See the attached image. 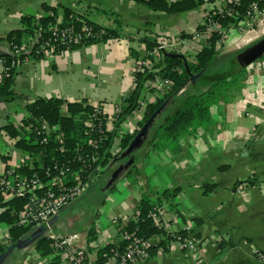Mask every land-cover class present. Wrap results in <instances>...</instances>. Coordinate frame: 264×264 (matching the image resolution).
<instances>
[{
	"label": "crops",
	"instance_id": "obj_1",
	"mask_svg": "<svg viewBox=\"0 0 264 264\" xmlns=\"http://www.w3.org/2000/svg\"><path fill=\"white\" fill-rule=\"evenodd\" d=\"M59 3L101 25L115 27V20H119L121 37L74 51H57L39 60L28 59L19 66L14 86L19 98L0 103V172L7 165L18 169L22 163V154L3 153L4 146L11 149L3 127L9 123L19 126L26 116L27 101L53 97L91 105L101 103L113 112L133 92L136 81L133 69L137 60L147 55L148 41L157 46L168 39L181 38L186 43L170 52L193 58L206 41L193 38L194 32L210 12L220 11L226 1L202 0L192 10L167 14L132 0H0V55L12 52L6 36L21 27L24 15H40L44 4ZM240 35L235 45L239 40L247 43L253 40L256 31ZM224 45H228L227 40ZM132 50L139 54L138 59ZM1 76L0 66V82ZM138 117L141 120L144 114ZM129 124L136 128L140 125L139 120L136 123L130 120ZM134 165L140 172L136 186L120 195L114 214L103 222L97 218H75L73 223L66 224L73 217L64 215L67 208L83 202L84 197L92 198L95 186L110 192L112 186L101 180L58 214L52 232L64 235L78 232L80 251L96 260L100 248L119 240L121 221L126 222L134 215L144 192L157 199L162 191L181 187L177 205L163 206L167 232L184 231L191 222L194 234L203 243L202 258L186 255L178 243L171 241L136 264H264L257 257L258 253H264V57L246 73L239 91L212 107L207 126L184 136L173 151L142 146L136 150ZM206 183L218 188L206 194L202 187ZM108 197L114 200L110 193ZM93 223L97 239L89 242ZM8 234V225L0 222V241ZM35 252L34 243L15 249L2 264H37L44 258Z\"/></svg>",
	"mask_w": 264,
	"mask_h": 264
},
{
	"label": "trees",
	"instance_id": "obj_2",
	"mask_svg": "<svg viewBox=\"0 0 264 264\" xmlns=\"http://www.w3.org/2000/svg\"><path fill=\"white\" fill-rule=\"evenodd\" d=\"M132 1L142 3L155 12L167 14L189 11L202 3V0ZM252 2V0H242L238 6L234 7L233 15L222 17L219 11L210 13L222 26L234 25L237 27L245 19ZM43 10L40 15H24L21 20V27L12 30L6 36L12 49L15 46L20 47L23 45L27 49L19 56H14L12 53L0 55V59L4 61L0 82V103L12 102L19 98L20 95L16 94L14 89L16 77L19 74V66L28 59L39 60L45 56L43 51L39 49V44L51 37L52 32L49 31V27L71 28L81 35L79 42L71 43L69 46L57 43L53 53L61 50L74 51L83 46L107 43L121 37V22L119 20H115V27L113 25H101L62 3L57 5L44 4ZM206 23L205 19L197 27V30H205ZM84 26L90 29L86 33L83 29ZM221 42L222 37L217 31L209 33L205 43L193 58H187V61L174 55L175 52L160 53L161 61L158 64V67L161 68L160 75L169 78L172 81V86L169 87L167 92L148 102L143 120L140 123L141 127L164 103L167 102V105L155 119L142 146L147 145L157 151L175 150L179 147L184 136L195 133L199 128L209 124L211 108L215 104L220 100H229L230 95L242 88V80L246 73L253 70L257 60L240 67L236 60L238 55H219L220 50L223 48ZM146 46L148 52L157 47L151 41H148ZM131 53L135 58H139V54L134 50ZM204 68H206L205 74L194 82L193 77ZM152 77L153 75L147 72L136 75L135 87L123 104L120 120L126 119L138 108L139 101L143 97L144 82ZM182 89H185V91L179 94ZM25 109L26 116H24L19 126L9 123L3 127L5 135L10 140H14L18 148L32 156L33 163L31 164V160L27 159L18 167V174L31 177L37 172L44 183H48L50 179L46 175V169L55 171V165L58 162L59 165H66L74 171L82 165L80 158L89 160L88 157L96 152L97 149L94 148L92 142L98 140L100 135L97 132L88 133L90 126L87 120L94 111L91 104L85 101L72 102L61 98L39 97L27 101ZM40 120L47 121L51 126H57L62 140H58L53 134L48 144H40L37 139L40 138V135L37 134ZM138 132L133 135L125 134L117 142L115 134L106 131L105 137L103 134L104 139L96 144L100 154L98 163L102 166H107L111 162L114 163L118 156L130 146ZM117 144L118 150L116 151ZM7 157V155L4 156L5 162ZM39 157L40 160H38ZM6 168H9V166L7 165ZM139 174L140 172L134 163L124 173L125 177L131 179L130 185L132 186L137 183ZM72 182L73 177L69 175L66 183L71 184ZM115 187L116 184L114 183L112 189H115ZM202 187L204 193L208 194L216 190L218 185L206 183ZM181 192V187L166 189L159 194L157 199H153L144 192L134 215L121 226L118 232L119 240L100 248L97 251L96 263L105 264L116 250H124L129 241L122 240L121 236L126 232L145 239L160 236V239L149 248L150 253L155 254L159 246L166 247L173 240L171 233L155 224L151 212L157 206L163 207L165 203H168L170 208H174ZM26 202V198L20 197L6 199L3 192H0V222L8 225L10 235L9 243H5L3 240L0 241V257L4 255L3 261L13 251L9 249L10 245L17 241H23L30 234L29 231L32 226H22L18 223V213ZM186 233L184 230L176 234L184 236ZM96 239L97 228L93 223L89 229L88 241L92 242ZM34 249L41 257L49 258L44 264H63L61 256L55 254L49 237L37 238L34 241ZM80 257L82 259L87 258L86 254H81ZM17 264L25 263L20 262Z\"/></svg>",
	"mask_w": 264,
	"mask_h": 264
},
{
	"label": "built area",
	"instance_id": "obj_3",
	"mask_svg": "<svg viewBox=\"0 0 264 264\" xmlns=\"http://www.w3.org/2000/svg\"><path fill=\"white\" fill-rule=\"evenodd\" d=\"M225 6L219 11L222 17L234 14V7L238 6L242 0H225ZM245 19H243L237 27L231 25L224 27L222 24L215 20L211 13L206 16V29L203 31L196 30L193 34L195 39L207 40L209 33L217 31L222 37V44L226 42L231 30H237L241 34H245L249 31H256L258 34L264 33V0H252ZM263 3V5H262ZM229 4L231 5L229 7ZM85 33L90 29L84 26ZM49 31L52 35L49 39L39 44V49L43 51L44 55H50L55 49V45L60 43L63 46H69L71 43H77L80 39V34L74 29L65 28L59 29L57 27H49ZM185 40L178 38L175 40L168 39L159 45L152 51H149L143 58L137 60L133 73L136 80L138 73H150L153 75L152 78L147 79L144 82L143 97L139 101V106L135 109L126 119L120 120V114L122 107L118 106L115 110L108 111L103 104L97 103L92 104L93 112L87 123L90 126L88 133L97 132L100 137L97 140H93L94 148L97 149L89 158L82 159V165L72 171L66 165H59L57 162L55 165V171L46 169V175L49 177V182L44 183L39 173L35 172L31 177L22 176L17 173V168L9 167L3 172H0V192H3L6 199L15 197L26 198L27 202L24 207L18 213V223L22 226L38 227L41 225H47L48 229L45 232V236L51 239V246L53 247L55 254L60 255L63 264H97L95 260L90 259L88 256L86 259L80 257L81 254H85L81 250L79 245L80 234L76 231L70 232L66 235L61 233L52 232L50 225L51 219L57 216L64 208L69 206L77 199L83 197L88 193L92 184L103 180L106 175L110 178L111 173L114 171L112 162L107 166H102L99 162L100 154L96 144L98 141H102L103 134L105 137L106 131L113 132L116 136V141L119 142L123 135H133L136 131L141 129V124L131 126L130 120L136 123L139 120L141 123L142 119L138 117L139 114H144L147 108L148 102L155 100L156 97L167 92L172 81L169 78H165L160 75L161 68L158 64L161 61L160 53L164 51H173L179 44H185ZM27 47L15 46L12 49L14 56H19ZM4 61L0 59V66L2 67ZM255 66V64H254ZM185 89H182L179 94H182ZM123 96V95H122ZM125 129V130H124ZM124 130V131H123ZM37 134L40 138H37L40 144L45 145L50 142L51 136L55 134L58 140H62L59 128L57 126H51L47 121L40 120L39 126L37 127ZM8 138V136H6ZM10 150L6 154L19 153L23 155L22 163L27 159L33 163L32 156L18 148L14 140H10ZM118 150V144L115 147ZM8 154V155H9ZM40 160V157L38 158ZM91 162V163H90ZM21 163V164H22ZM69 175H72L73 182L67 184L66 180ZM164 207H155L151 212V216L155 221V224L165 231H168V224L165 220ZM115 221L119 222L117 217H114ZM125 221H121L123 225ZM186 235L181 236L178 234L171 233L172 241L179 244V246L185 251L186 255L194 256L198 259L202 258V240L197 238L194 234L193 224L188 222L185 227ZM122 240H127L129 243L126 245L124 250H116L110 259L105 264H136L139 261L146 260L150 257L149 248L156 243L160 236H154L151 239H145L137 237L131 233H124L121 236ZM3 242H10V235H6ZM36 255H39L35 252ZM258 259L264 263V253H258ZM49 260L48 257H44L37 264H44Z\"/></svg>",
	"mask_w": 264,
	"mask_h": 264
},
{
	"label": "rangeland",
	"instance_id": "obj_4",
	"mask_svg": "<svg viewBox=\"0 0 264 264\" xmlns=\"http://www.w3.org/2000/svg\"><path fill=\"white\" fill-rule=\"evenodd\" d=\"M241 33L237 30H231L229 33V36L227 38V44L224 45V47L220 50L219 55L220 56H226V55H239L243 51H245L247 48L251 47L255 43H257L259 40L264 38V33L258 34V36H255L253 40H250L247 42H240V40L237 42V46L235 45V39L238 35ZM241 36V35H240ZM244 39V38H243ZM242 41V40H241ZM239 43V44H238ZM224 44V43H223ZM212 109V108H211ZM147 148L148 146L145 145L143 148ZM2 148V147H1ZM9 148L7 146H4L2 148L3 153H7ZM124 153V152H123ZM123 153L118 156L116 161L113 163L114 170L121 164L127 162L129 160V157H134L136 159V151L133 153V155L129 156H123ZM123 158V159H122ZM105 181L109 180L108 174L103 179ZM131 179L129 177H125L123 174L118 181L115 182L116 187L115 189H111L110 192H104L99 187H94L91 192L94 193V195L91 197H84L83 202H78L77 204H74L67 208L64 215L67 216H73L72 219H69L66 221V224H70L72 221H75V218H83V219H89L93 218L100 221H105L107 217H110L114 212H116V207L118 204V199L121 194H127L128 192L125 191V189L130 190L131 187H135L130 185ZM112 195L114 197L113 201H110L108 195ZM77 216V217H76ZM73 223V222H72ZM56 230V229H55ZM62 230V229H61ZM39 231L37 227H32L30 229V233H34ZM57 231V230H56Z\"/></svg>",
	"mask_w": 264,
	"mask_h": 264
},
{
	"label": "water",
	"instance_id": "obj_5",
	"mask_svg": "<svg viewBox=\"0 0 264 264\" xmlns=\"http://www.w3.org/2000/svg\"><path fill=\"white\" fill-rule=\"evenodd\" d=\"M158 45H159V43L157 44V46ZM164 53L166 54V53H170V52L164 51ZM174 55L179 56V57L183 58L185 61H187L186 56L181 54V53H175ZM263 55H264V38L259 40L257 43H255L251 47L247 48L241 54H239L237 56L236 60H237L240 67H244L246 64L258 60ZM205 72H206V68H204L197 75H195L193 77L194 82L196 80L200 79L205 74ZM166 105H167V102L164 103V105H162L157 110V112H155L149 118V120L143 124V126L141 127V129L139 130L137 135L135 136L134 140L130 144V146L126 149V151H124L123 156L131 155L132 153H134L136 150H138L143 145L144 140L146 138V135L149 132V130L151 129L152 124L154 123V121L157 118V116L159 115V113L165 109ZM133 163H134V158L130 157L127 162L119 165L111 173L110 178H109L108 183H107V186L111 187L116 181H118L120 179V177L133 165ZM57 216H55L53 219H51L50 225H52L53 221L55 220V218ZM38 229H39V231L30 234L23 241H17V242L12 243L10 245L9 249L14 251L17 248L18 249H24V248L31 246L37 238L42 237L45 234V232L48 229V226L47 225H41V226H38ZM3 258H4V255L0 257V264H2L5 261V260L3 261Z\"/></svg>",
	"mask_w": 264,
	"mask_h": 264
}]
</instances>
